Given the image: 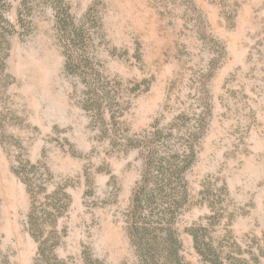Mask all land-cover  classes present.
I'll list each match as a JSON object with an SVG mask.
<instances>
[{
  "label": "rangeland",
  "instance_id": "rangeland-1",
  "mask_svg": "<svg viewBox=\"0 0 264 264\" xmlns=\"http://www.w3.org/2000/svg\"><path fill=\"white\" fill-rule=\"evenodd\" d=\"M0 14V264H143L127 213L153 146L182 168L146 210L157 227L173 207L179 264H210L188 231L208 259L264 264V0H5ZM173 253L161 235L147 259Z\"/></svg>",
  "mask_w": 264,
  "mask_h": 264
},
{
  "label": "trees",
  "instance_id": "trees-1",
  "mask_svg": "<svg viewBox=\"0 0 264 264\" xmlns=\"http://www.w3.org/2000/svg\"><path fill=\"white\" fill-rule=\"evenodd\" d=\"M2 1L5 0H0V2ZM0 19L4 20L2 14H0ZM67 19L68 21L71 20L67 9H60L56 17L58 27L69 43H75L82 38L83 34L79 27H76L73 23L67 22ZM71 60L74 61V58H71ZM152 137H155V135L153 134ZM149 143H154V140ZM175 157L176 156H174V158L170 157V159H172L170 160L169 157L160 156L155 146L148 149L143 160L142 180L135 186L131 194L127 213L128 230L134 244L139 249L141 258L144 261L143 264H150L147 258L152 250V243L161 235H164V240L171 244V250L173 249L174 251L173 257L176 258L175 262L179 264L180 261L176 250H174V246L178 245V241L175 238L174 232L171 230V221L165 220V216L167 215L165 212H168V215H174V211L172 210L173 207L168 204L165 211L164 209L161 210V214L164 215V218L159 221L157 227L153 226V222L149 220L148 214H146V210L155 205L158 198L168 197L167 201H171L172 195H175V191L179 186L177 182L174 183L173 181L181 176L182 170V168L177 166V159H175ZM160 217L161 216H159V219ZM188 233L193 237L195 248L205 262H209L210 264H224L216 255L213 256V259H208L197 245L198 234L190 231H188ZM207 249L208 254H213L210 248L207 247ZM169 258L171 259V257Z\"/></svg>",
  "mask_w": 264,
  "mask_h": 264
}]
</instances>
